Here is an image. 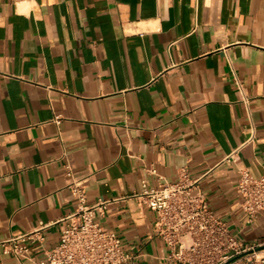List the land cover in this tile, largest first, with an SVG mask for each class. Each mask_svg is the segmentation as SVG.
<instances>
[{
	"label": "crops",
	"instance_id": "obj_1",
	"mask_svg": "<svg viewBox=\"0 0 264 264\" xmlns=\"http://www.w3.org/2000/svg\"><path fill=\"white\" fill-rule=\"evenodd\" d=\"M263 166L264 0H0V264L59 243L78 207L68 170L89 204L111 200L97 219L123 264H168L135 194L182 174L241 242L264 244V211L249 220L237 187ZM41 224L32 259L5 252Z\"/></svg>",
	"mask_w": 264,
	"mask_h": 264
},
{
	"label": "built area",
	"instance_id": "obj_2",
	"mask_svg": "<svg viewBox=\"0 0 264 264\" xmlns=\"http://www.w3.org/2000/svg\"><path fill=\"white\" fill-rule=\"evenodd\" d=\"M236 81L243 93L242 100L248 104L243 84ZM247 143L224 160H238L239 150ZM149 173L155 174L156 169L150 168ZM66 175L78 207L66 218L59 243L46 251V258L37 264H123L128 261L131 254L124 250L120 237L97 219L98 214L104 215L111 200L98 199L89 204L84 181L71 170ZM197 183L198 180L186 174L158 188L150 187L143 180L142 191L135 194L143 205L156 213L154 231L170 249L166 256L168 264H264V244L241 242L229 225L215 215ZM237 187L249 220L264 211V166L259 176L241 167ZM46 226L41 224L32 231L4 240L1 244L5 252L20 259H32L31 245L43 241L41 231Z\"/></svg>",
	"mask_w": 264,
	"mask_h": 264
}]
</instances>
